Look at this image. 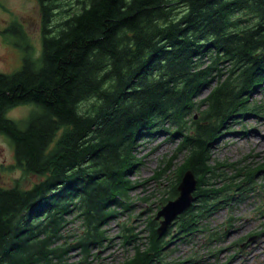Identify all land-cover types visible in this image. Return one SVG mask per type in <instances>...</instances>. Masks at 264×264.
I'll list each match as a JSON object with an SVG mask.
<instances>
[{"label":"trees","instance_id":"obj_1","mask_svg":"<svg viewBox=\"0 0 264 264\" xmlns=\"http://www.w3.org/2000/svg\"><path fill=\"white\" fill-rule=\"evenodd\" d=\"M60 1L38 0L39 52L10 27L24 44L21 68L0 73V135L16 167L40 181L0 186V264H62L72 251L97 258L92 249L112 241L103 228L132 208L140 142L162 130L179 137L167 168L184 158L161 202L190 171L195 203L162 237L154 216L138 233L123 227L132 252L118 264H199L174 259L177 245L200 234L205 247L222 241L233 219L212 230L209 217L235 191L254 193L264 174V161L233 165L231 176L211 165L231 121L264 112L249 101L264 85V0H74V11ZM20 106L32 108L27 118L9 119ZM68 217L84 233L64 236Z\"/></svg>","mask_w":264,"mask_h":264},{"label":"rangeland","instance_id":"obj_2","mask_svg":"<svg viewBox=\"0 0 264 264\" xmlns=\"http://www.w3.org/2000/svg\"><path fill=\"white\" fill-rule=\"evenodd\" d=\"M60 3L63 10L76 9L74 0H61ZM68 4L73 8L69 9ZM57 20L58 18H54L52 24L57 23ZM13 23L21 27L31 48L39 52L42 37L38 0H0V73L3 74L17 72L22 64L23 51L20 45H23L24 41L19 39L22 37H19L15 31L16 34L11 31L10 27ZM208 92L209 90H204L200 98H205ZM249 101L251 104L257 103L264 107V85L252 94ZM31 109L29 106L16 107L8 112L7 117L20 122L27 118ZM196 116L195 113L194 117ZM221 134V138L211 149V165L220 166L216 172L231 176L234 173L231 168L233 165L238 168H253L262 164L264 112L245 120L237 118L231 121ZM140 143L138 157H142V165L130 178L136 183L135 188L130 191L132 208L128 212H120L115 220L103 228L112 241L105 242L100 248L92 249L91 254L97 253V258H88V262H83V256L79 252L72 251L62 264H118L132 252L131 246L127 248L122 246V239L119 238L122 228H130L134 233H138L144 229V221L147 217H155L160 208L166 204L161 201L167 198L166 192L170 190L171 182L175 181L177 169L184 158V155L177 154L171 167L167 168L169 160L175 155L179 137L176 135L168 139V135L162 130L144 138ZM165 169L168 170L164 172ZM159 172H162V178L153 180V176ZM39 181L40 178L37 176L25 174L16 167L13 148L9 141L0 135V186L10 188L18 185L25 190ZM256 183L254 193H248L243 199L241 191L232 192L234 198L232 205L218 207L209 217L212 227H216L215 230L219 227L223 228L225 223L233 219L232 227L227 230L223 240L214 245V249L211 246L205 247L204 238L197 235L191 241L194 242L193 249L188 248L189 244H180L175 255L181 261L195 259L200 262L199 264H225L235 254L236 257L232 259L231 264H264V174L256 180ZM194 203L193 197L192 204ZM72 218L68 217L70 222L64 230V236L84 233L81 221ZM251 238L253 241L249 242ZM245 240L249 244L248 247L242 252L237 251L235 247L238 248L241 241ZM71 241L70 238L69 242Z\"/></svg>","mask_w":264,"mask_h":264},{"label":"water","instance_id":"obj_3","mask_svg":"<svg viewBox=\"0 0 264 264\" xmlns=\"http://www.w3.org/2000/svg\"><path fill=\"white\" fill-rule=\"evenodd\" d=\"M178 195L168 201L156 213L154 220L158 223L157 234L164 236L174 221L184 213L192 204L193 193L196 191V179L192 172L186 171L176 188ZM253 241V238L248 240Z\"/></svg>","mask_w":264,"mask_h":264},{"label":"built area","instance_id":"obj_4","mask_svg":"<svg viewBox=\"0 0 264 264\" xmlns=\"http://www.w3.org/2000/svg\"><path fill=\"white\" fill-rule=\"evenodd\" d=\"M216 227H212V224H210V229H212V230H214ZM200 236H202L203 237V235H201L200 234ZM219 242H221V241H219ZM219 242H217V241H215V242H213V245L211 246V248L212 249H214V245H216L217 243H219ZM180 244H186V243H179L178 245H177V247L180 245ZM189 245H188V248H190V249H193L195 246H194V242H190V243H188ZM177 251V250H176ZM175 251V252H176ZM239 251V250H238ZM217 252V251H216ZM240 252V251H239ZM173 258L174 259H177L178 258V256H176L175 255V253H174V255H173Z\"/></svg>","mask_w":264,"mask_h":264},{"label":"flooded vegetation","instance_id":"obj_5","mask_svg":"<svg viewBox=\"0 0 264 264\" xmlns=\"http://www.w3.org/2000/svg\"><path fill=\"white\" fill-rule=\"evenodd\" d=\"M38 9H39V3H38ZM40 14V13H39ZM40 19H41V16H40ZM22 31V30H21ZM21 31L20 30H15V32L17 33V34H21ZM23 33V32H22ZM2 187V186H1ZM2 188H4V187H2ZM248 245L249 244H247V242L246 241H241V243H240V248H242V249H244V248H247L248 247Z\"/></svg>","mask_w":264,"mask_h":264}]
</instances>
